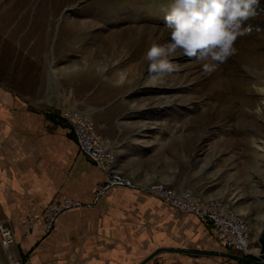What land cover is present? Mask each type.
Masks as SVG:
<instances>
[{
    "label": "rangeland",
    "instance_id": "374dc122",
    "mask_svg": "<svg viewBox=\"0 0 264 264\" xmlns=\"http://www.w3.org/2000/svg\"><path fill=\"white\" fill-rule=\"evenodd\" d=\"M173 2L0 0V128H11L17 110L47 128H69L60 111L74 108L101 135L100 128L119 131L110 142L125 177L138 160L150 169L140 178L228 202L248 222L253 250L264 230V0L247 21L249 34L235 42L237 53L215 71L203 69L210 60L178 50L170 57L175 71L153 82L144 57L153 43L170 42L164 16ZM234 256L206 230L204 242L172 243L138 259L89 260L241 264Z\"/></svg>",
    "mask_w": 264,
    "mask_h": 264
},
{
    "label": "crops",
    "instance_id": "0c3cea01",
    "mask_svg": "<svg viewBox=\"0 0 264 264\" xmlns=\"http://www.w3.org/2000/svg\"><path fill=\"white\" fill-rule=\"evenodd\" d=\"M8 122L11 128H0V222L11 228L14 246L9 249L23 264H94L97 260H89L93 255L105 260L110 254L125 261L166 250L172 243L204 242L206 230L212 236L205 223L141 191L124 188L104 192L90 209L62 213L45 237L38 226L24 236L21 220L38 214L52 199L64 196L90 202L102 173L78 152L69 128H47L40 125V116L25 110L10 114ZM100 131L109 142L120 136L111 128ZM112 148L114 167L120 172L116 157L121 155ZM130 164L138 166L127 174L130 180L164 183L150 175L138 177L150 171L142 161ZM6 252L2 260L10 264ZM233 253L235 263L247 264Z\"/></svg>",
    "mask_w": 264,
    "mask_h": 264
},
{
    "label": "built area",
    "instance_id": "2783aa9c",
    "mask_svg": "<svg viewBox=\"0 0 264 264\" xmlns=\"http://www.w3.org/2000/svg\"><path fill=\"white\" fill-rule=\"evenodd\" d=\"M60 117L67 122L78 152L102 173V182L96 188L90 202L83 203L59 196L41 208L38 214H28L20 222L24 227V236H27L35 226L40 228L42 234H47L62 213L90 209L104 192L112 188H125L141 191L165 206L205 223L219 248L235 252L240 258L253 257L249 250L251 244L249 224L228 202L215 198H201L188 190L176 189L161 182L138 184L130 180L115 169L111 143L94 128L87 117L74 108H63ZM13 245L11 228L0 222V246L8 250ZM9 259L10 264H23L20 259Z\"/></svg>",
    "mask_w": 264,
    "mask_h": 264
},
{
    "label": "clouds",
    "instance_id": "9594fccd",
    "mask_svg": "<svg viewBox=\"0 0 264 264\" xmlns=\"http://www.w3.org/2000/svg\"><path fill=\"white\" fill-rule=\"evenodd\" d=\"M259 5L260 0H174L164 16L170 42L153 43L144 57L153 82L175 71L170 57L178 50L190 59L210 60L203 69L215 71L237 53L235 42L251 31L247 21L258 15Z\"/></svg>",
    "mask_w": 264,
    "mask_h": 264
},
{
    "label": "water",
    "instance_id": "95a60500",
    "mask_svg": "<svg viewBox=\"0 0 264 264\" xmlns=\"http://www.w3.org/2000/svg\"><path fill=\"white\" fill-rule=\"evenodd\" d=\"M257 244L259 247L258 256H253L249 259L246 258H238V259L247 264H264V230L257 237Z\"/></svg>",
    "mask_w": 264,
    "mask_h": 264
},
{
    "label": "bare ground",
    "instance_id": "6f19581e",
    "mask_svg": "<svg viewBox=\"0 0 264 264\" xmlns=\"http://www.w3.org/2000/svg\"><path fill=\"white\" fill-rule=\"evenodd\" d=\"M264 81H262L261 83H259L258 84V86H259V91L262 93V95H264ZM262 105H264V99H263V97H262ZM259 110V109H258ZM113 149V148H112ZM263 218H264V216H263ZM258 245V244H257ZM250 248H251V244H250V247H249V250H250ZM7 250H5V249H3L1 246H0V264H4V262H3V258L4 257H2L3 255H5L4 254V252H6ZM259 251V247L258 248H253V250H250V253L252 254V253H257ZM259 253V252H258ZM253 255V254H252ZM254 256H258V254H256V255H254Z\"/></svg>",
    "mask_w": 264,
    "mask_h": 264
}]
</instances>
